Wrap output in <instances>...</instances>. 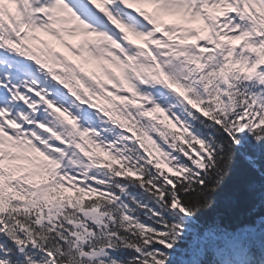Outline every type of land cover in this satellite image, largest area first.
<instances>
[{
    "label": "snow or ice",
    "instance_id": "1",
    "mask_svg": "<svg viewBox=\"0 0 264 264\" xmlns=\"http://www.w3.org/2000/svg\"><path fill=\"white\" fill-rule=\"evenodd\" d=\"M0 264H264V0H0Z\"/></svg>",
    "mask_w": 264,
    "mask_h": 264
}]
</instances>
